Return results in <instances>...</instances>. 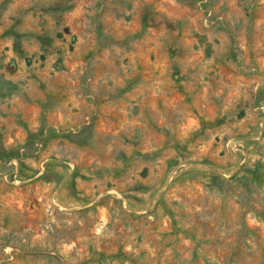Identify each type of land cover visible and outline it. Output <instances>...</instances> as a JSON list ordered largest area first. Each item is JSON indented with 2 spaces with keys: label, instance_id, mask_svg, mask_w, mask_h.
<instances>
[{
  "label": "rangeland",
  "instance_id": "374dc122",
  "mask_svg": "<svg viewBox=\"0 0 264 264\" xmlns=\"http://www.w3.org/2000/svg\"><path fill=\"white\" fill-rule=\"evenodd\" d=\"M0 264H264V0H0Z\"/></svg>",
  "mask_w": 264,
  "mask_h": 264
},
{
  "label": "trees",
  "instance_id": "16d2710c",
  "mask_svg": "<svg viewBox=\"0 0 264 264\" xmlns=\"http://www.w3.org/2000/svg\"><path fill=\"white\" fill-rule=\"evenodd\" d=\"M150 8H147L144 10L143 15H142V27L143 29H146L149 27V19H150ZM200 122H201V127L202 130L208 129V128H213L216 127L217 125L220 124V122L217 121H207L205 118L201 117L200 118Z\"/></svg>",
  "mask_w": 264,
  "mask_h": 264
}]
</instances>
